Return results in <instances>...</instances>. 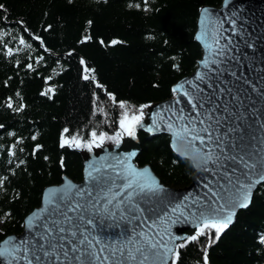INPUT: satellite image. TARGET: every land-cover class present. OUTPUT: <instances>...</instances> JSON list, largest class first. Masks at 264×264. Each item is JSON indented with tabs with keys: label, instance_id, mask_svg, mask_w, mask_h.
Wrapping results in <instances>:
<instances>
[{
	"label": "trees",
	"instance_id": "obj_1",
	"mask_svg": "<svg viewBox=\"0 0 264 264\" xmlns=\"http://www.w3.org/2000/svg\"><path fill=\"white\" fill-rule=\"evenodd\" d=\"M221 1L0 0V240L22 232L45 186L62 175L81 180L82 157L71 144L61 146L62 135L113 136L120 102L131 114L173 94L201 55L199 8ZM85 67L95 80L83 79ZM139 139L140 166L148 164L165 185L190 183L191 163L171 150L168 135L141 132ZM208 231L214 242L208 246L203 235L187 243L177 264H204L205 248L207 264H264V183L218 240Z\"/></svg>",
	"mask_w": 264,
	"mask_h": 264
},
{
	"label": "snow or ice",
	"instance_id": "obj_2",
	"mask_svg": "<svg viewBox=\"0 0 264 264\" xmlns=\"http://www.w3.org/2000/svg\"><path fill=\"white\" fill-rule=\"evenodd\" d=\"M2 8L3 5H0V9ZM208 14V9L202 10V16ZM220 38V33L217 32L213 36L212 44H205L206 49L215 45L213 55L226 54L225 49L228 48V44L221 45ZM35 39L40 38L35 37ZM85 39H90V37ZM196 39L200 40L202 37L197 35ZM20 43L24 44L23 38L20 39ZM111 43L116 44L118 41L113 40ZM8 52L11 54V49ZM211 63L214 64L215 61ZM81 64H84L83 60ZM201 65L204 68L209 67L207 56L201 61ZM28 67L32 66L28 65ZM84 71L83 79L95 80L94 75L88 74L94 70L85 67ZM206 75V73L197 72L195 79L203 81ZM187 84L191 86L187 90L184 84L171 89L173 93H180V97L175 100L172 108L165 109L171 113L168 122L161 125L157 120L160 113H153L152 124L146 128V131L149 133L167 131L171 136L170 143L174 152L183 160L191 161L198 174L214 172L226 183H218L216 188L205 184L206 200L197 198L192 205L194 210L185 208L183 204H177L170 210L164 209L162 216L157 213L158 220H152V225L157 229L162 227V232L155 231L153 235H149L142 229L136 232L134 227L132 238H129L127 244L106 245L97 250L96 246L101 242L94 238L90 239L88 235L89 227L94 223L89 216L90 210L93 213L106 214H115L119 211L121 214L129 213L130 221L142 220L141 214L146 209L136 203V197L155 196L164 191L163 186L152 175L151 169L148 167L137 169L130 163L131 158L136 155L132 152L122 159L116 158L114 164L108 165L109 168L116 170L115 174L119 184L116 180L110 179L107 184L101 185L99 194L81 190L71 183L62 189H49L45 197L46 202L51 205L48 215L40 219L39 214L34 213L26 221L30 232L35 230L34 239L21 238L18 240L15 237L5 239L0 243V264H177L180 256L179 249L185 247L187 243L196 241L203 235L209 236L208 246L214 242L208 230H214L215 239L218 240L222 232L233 222L236 210L248 206L252 189L256 184L264 182V147H259L253 153L256 159H253L252 155L248 157L226 155L225 150L228 145L224 137L219 134L222 131L220 129L221 120L216 115L220 112V105L213 106L214 97L205 96L198 83L189 80ZM108 95L115 101L112 94ZM184 98L189 106L187 112L184 108L177 107ZM8 106L12 107V104L9 103ZM119 106L124 111L119 119V131L115 135L109 136L104 132L97 135L96 131H92L89 134L90 139L86 141L77 136H72L69 140L62 135L61 146L71 144L76 148H86L91 151L93 146L101 147L105 140L115 141L119 145L121 136L126 134L134 137L136 128L143 126L144 109L149 108L150 105H141L131 114L125 102H120ZM67 131L68 129H64V132ZM181 140L184 143L183 149L178 146V141ZM227 160H231L234 165L231 170L225 167L224 162ZM241 168L240 176L243 179L240 177L234 179L236 171ZM217 169H223V171H216ZM99 171L89 165L86 169V178L95 183L96 177L93 173ZM2 185L3 180L0 179V186ZM56 193H61V195L56 197V203H53L52 197ZM94 195L97 199H93ZM84 197L86 199L81 202V198ZM188 199L189 197H185V202ZM177 212L179 215L176 220L171 221L172 223H179L181 218L186 221L191 217L196 225L195 234L188 236L183 243L179 244L174 242L176 238L171 235L169 225L170 215ZM147 219H151V216ZM260 241L264 243V236L260 237ZM102 253L106 254L102 255ZM204 264H207V248L204 250Z\"/></svg>",
	"mask_w": 264,
	"mask_h": 264
},
{
	"label": "water",
	"instance_id": "obj_3",
	"mask_svg": "<svg viewBox=\"0 0 264 264\" xmlns=\"http://www.w3.org/2000/svg\"><path fill=\"white\" fill-rule=\"evenodd\" d=\"M204 9H208L209 14L206 16H202V10ZM217 32L220 33V44H228L225 55H213L215 45L208 49L205 47V44H212L213 36ZM197 35H200L202 39H196ZM194 40L201 47V55L197 60V66L192 73L176 81L172 88L184 84L187 90L191 87L187 84V81L192 80L194 83H198L205 96L214 97L213 106L220 105V112L216 115L221 120L220 129L222 131L219 134L224 137V141L228 145L225 154L245 157L252 155V158L256 159L253 153L259 147H264V0H222L219 6L202 5L198 10ZM206 56L209 59L208 68L201 65V61ZM213 60L215 61L214 64L211 63ZM197 72L207 74L203 81H196ZM179 97L180 93H173L164 100L146 104L150 107L144 109L143 126L136 128L134 137L126 134L121 136L119 145L115 141L105 140L101 147L93 146L91 151L71 145V149L82 157L81 180L75 181L66 175H62L59 183L45 186L41 192L39 205L24 217L22 232L6 235L0 240V243L9 237H15L18 240L21 238L34 239L35 230L33 229L30 232L26 226V221L34 213H38L40 219L48 215L51 205L46 202L45 197L49 189H62L67 187L68 183H71L81 190L99 194L101 185L107 184L108 180H116L119 184L115 174L116 170L109 168L108 165L114 164L116 158L122 159L132 152H135L136 155L131 158V164L137 169H143L144 167L151 169L148 164L140 166L136 162V158L140 153L139 133L142 132L150 136L168 135L169 146L174 152L170 143L171 136L167 131L149 133L146 128L152 124L151 116L153 113H160L157 120L161 125L167 123L171 113L165 111V109L172 108L175 100ZM177 107H182L187 112L189 106L186 103V98ZM178 146L184 148L182 140L178 141ZM174 153L179 157L176 152ZM189 162L192 166V162ZM224 163L228 170L234 167L231 160ZM89 165L100 170L93 173L96 177L95 183L86 178V169ZM192 168L194 176L190 183L183 187L165 185L151 169L152 175L163 186L164 191L155 196L140 195L136 197V203L141 208L146 209L141 214L142 220L130 221L128 218L129 213L121 214L119 211L115 214H106L103 212L93 213L90 210L89 216L94 220V223L89 227V238L101 242L96 246V249L98 250L106 245L127 244L129 238H132L134 227L136 232H140L142 229L149 235H153L155 231L162 232V227L157 229L152 225V220H158L157 213L162 216L164 209L170 210L177 204H183L185 208L194 210L192 205L197 198L206 200L204 196L207 191L204 187L205 184L216 188L218 183H226L214 172L198 174L193 166ZM216 171H223V169H217ZM241 171L242 168L236 171L234 179L235 177L243 179L240 176ZM262 183L256 184L252 189L250 203L246 208L250 206L254 192ZM60 195L61 193L54 194L52 202L56 203V197ZM185 197H189L186 202ZM83 199H86V197L81 198V202H83ZM93 199H97V196L94 195ZM73 203H75V200H73ZM246 208L237 209L235 217L240 210ZM178 215L179 212L171 214L169 218L170 233L176 238L174 241L176 244L183 243L188 236L194 235L196 231L195 222L191 217L186 221L181 218L179 223H172L171 221L176 220ZM149 216H151V219H147ZM235 217L229 227L234 223ZM34 223H36L35 220ZM154 238L158 239V237ZM104 254L106 253H102V255Z\"/></svg>",
	"mask_w": 264,
	"mask_h": 264
}]
</instances>
